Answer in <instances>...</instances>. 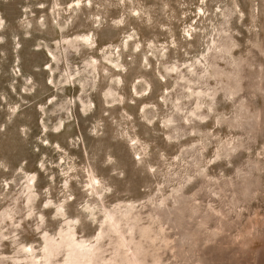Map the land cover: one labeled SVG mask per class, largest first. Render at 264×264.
I'll return each instance as SVG.
<instances>
[{"label":"rangeland","instance_id":"obj_1","mask_svg":"<svg viewBox=\"0 0 264 264\" xmlns=\"http://www.w3.org/2000/svg\"><path fill=\"white\" fill-rule=\"evenodd\" d=\"M0 13V264H264V0Z\"/></svg>","mask_w":264,"mask_h":264},{"label":"bare ground","instance_id":"obj_2","mask_svg":"<svg viewBox=\"0 0 264 264\" xmlns=\"http://www.w3.org/2000/svg\"><path fill=\"white\" fill-rule=\"evenodd\" d=\"M3 21H4V18H3V16L1 15V13H0V23H3ZM1 25V24H0ZM85 36H87L88 37V35H85ZM90 37V36H89ZM81 40V39H80ZM83 40V39H82ZM85 40V39H84ZM86 40H87V38H86Z\"/></svg>","mask_w":264,"mask_h":264}]
</instances>
